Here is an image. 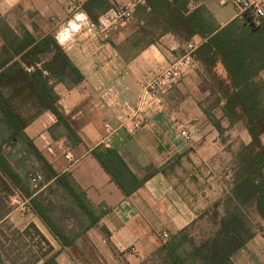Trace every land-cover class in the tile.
I'll list each match as a JSON object with an SVG mask.
<instances>
[{
	"label": "crops",
	"instance_id": "1",
	"mask_svg": "<svg viewBox=\"0 0 264 264\" xmlns=\"http://www.w3.org/2000/svg\"><path fill=\"white\" fill-rule=\"evenodd\" d=\"M86 1L0 0V53L6 27L19 38L25 31L36 40L52 35L84 76L80 82L63 74L51 77L49 65L55 62V52L39 57L37 67L49 77L57 107L75 136L51 111L36 115L35 105L19 97L23 101L17 105L23 109L25 122L30 121L24 128L25 137L58 175L69 174L89 203L103 214L98 224L85 228L86 223L55 181L45 180V169L28 144L12 140L9 144L17 151L16 156L23 153L38 163L34 175L19 172L2 148L31 198L42 196L43 189L56 188L68 203L67 208L76 211L80 224L79 231L61 232L56 227L68 242L55 238L31 207V198L14 189L13 200L19 205L0 218V235L9 226L8 230L16 232L18 244L27 246L24 240L29 227H35L47 245L30 264H140L144 256L157 254L161 248L157 236L168 233L172 238L200 215L195 202H221L230 193L238 153L252 142L243 121L231 122L224 115L220 104L224 100L213 73L196 55L197 69L174 84L166 97L169 114L146 106L138 111L136 119L132 115L139 108L143 85L180 57L187 44L194 43L198 49L205 42L203 34H208L203 29L212 27L217 32L233 22L242 23L234 4L224 0H107L103 7L91 8L99 17L118 5L134 3L135 8L130 21L101 32L98 22L84 9ZM178 14L191 15L203 33L187 37L176 21ZM216 71L226 79L221 64ZM256 79L264 82V69ZM212 120L220 124L222 132ZM135 121L143 126L135 129ZM175 122L189 125V141L181 137ZM261 140L264 145V135ZM108 151H115L125 164L115 168L116 176L103 167L98 157ZM38 173L42 182H33ZM118 180L132 189L131 194L125 193ZM211 188L221 190L217 200H210ZM83 238H88L99 252L101 263L95 259L83 262L72 255L71 250ZM257 238L255 235L232 256L235 264H264L261 253H256L260 256L258 262L252 259L250 243ZM34 245H39L38 251L43 246L39 242ZM132 247L137 252H129Z\"/></svg>",
	"mask_w": 264,
	"mask_h": 264
},
{
	"label": "trees",
	"instance_id": "2",
	"mask_svg": "<svg viewBox=\"0 0 264 264\" xmlns=\"http://www.w3.org/2000/svg\"><path fill=\"white\" fill-rule=\"evenodd\" d=\"M106 1L87 0L84 4L85 11L94 22H98L99 16L91 8L103 7ZM176 21L186 32L187 37L194 36L197 32L203 33L197 29L198 26L191 15L178 14ZM203 30L208 31V34H203L205 42L196 50V58L213 73L219 94L224 100V115L231 122L243 121L252 142L239 151L233 186L224 202L218 203L224 207V217L215 237L197 245L185 234V230L179 232L157 251L163 264H235L232 256L255 236L247 219V211L253 209L264 221V145L261 140L264 135V82L256 79L264 69V19L239 24L233 22L217 32L213 31L212 27ZM4 33L2 37L5 45L0 53V184L10 192V195H13L16 189L22 196L32 197L2 152L3 146L14 139L28 144L31 151L36 154L40 166L45 169H43L46 173L45 180L55 181L73 210H76L86 223L85 228H90L99 223L103 214L89 203L69 174L58 175L25 137L24 128L30 121L25 122L23 109L17 105V102L23 101L19 100V97L26 100L23 102L29 101L28 103L35 105L36 115L45 110L51 111L71 135L75 136L57 107V97L52 85L48 83L49 77L43 75L37 67L40 63L39 57L55 52L53 60L55 62L53 66L49 65L51 77L63 74L80 82L84 80V76L67 58L52 35L36 40L25 31L23 37L19 38L7 27ZM16 57L19 58L15 59ZM57 57L63 58V61H58ZM218 64L223 66L226 79L217 74ZM31 67L34 69L28 71ZM46 67L48 68L47 65ZM212 122L216 129L222 132L220 124L215 120ZM79 141L76 138V142ZM98 157L103 167L113 176H116L115 168L125 167L115 151H108L106 155ZM117 182L125 193L131 194L132 189L127 188L120 180ZM31 207L50 228L55 238L68 242L50 221L48 215L50 209L41 196L31 198ZM8 211L1 212L0 218ZM29 228L34 231V235L40 241L39 244L47 245V241L35 227ZM43 249L45 248L41 247L39 253H43ZM3 263L0 256V264Z\"/></svg>",
	"mask_w": 264,
	"mask_h": 264
},
{
	"label": "rangeland",
	"instance_id": "3",
	"mask_svg": "<svg viewBox=\"0 0 264 264\" xmlns=\"http://www.w3.org/2000/svg\"><path fill=\"white\" fill-rule=\"evenodd\" d=\"M14 147L17 148V145H14ZM3 149L14 169L19 172L27 171L34 175L35 167H38L36 159H31L23 153H19V156H16L17 151H15L13 145L9 143H7ZM226 182L229 184L230 180L227 179ZM42 191L43 194L41 199H43L45 204L49 207L50 210H48V214L55 227L61 232L74 231L75 228L79 231L80 224L76 217L77 213L76 211L67 208L68 203L64 200L59 191L56 188L43 189ZM219 193L221 194V190L219 191L217 188L209 189L210 200H217ZM13 199L14 196L10 195V192L0 184V213L16 208L19 205L14 202ZM224 200L225 198L217 203H207L205 201H200L199 203L195 202L194 207L200 215H198V217L187 228H185V234L197 245L215 237L220 228L221 220L224 217V207L222 204L218 205V203H223ZM247 219L251 230L255 235L259 236L256 241L250 243L251 247H253V250L251 251V253H253L252 259L255 258V261L258 262L260 256H257L256 253H261L262 257L264 256V221L259 218L253 209L247 211ZM8 228L9 226H7V229L5 228L6 231L2 232V235H0V256L3 262L5 261L3 264H30L34 260L33 258L39 254V245H34L35 243L40 242L39 239L34 235L33 230H29V235H26V239L24 240V242L27 243V246L25 243V246L19 245L16 232L8 230ZM170 238L171 236H169V239ZM87 239L83 238L78 240V244L71 250L72 255L77 260H83V262L84 259L90 262L94 259L99 261V252L92 244H90V241H87ZM157 243L160 246L164 245L163 240L158 236ZM40 246L46 249L44 244L40 243ZM45 249H43V251ZM128 251L135 253L133 247L129 248ZM140 264H163V262L156 253H150L144 256V259Z\"/></svg>",
	"mask_w": 264,
	"mask_h": 264
},
{
	"label": "built area",
	"instance_id": "4",
	"mask_svg": "<svg viewBox=\"0 0 264 264\" xmlns=\"http://www.w3.org/2000/svg\"><path fill=\"white\" fill-rule=\"evenodd\" d=\"M143 2L144 0H139ZM234 4L238 8V18L242 22L252 21L259 22L264 19V0H224ZM135 4H124L113 7L106 11L98 19V27L101 32L121 25L130 21L133 18ZM71 9H75L74 5ZM197 46L194 43L187 44L184 53L173 60L160 73L143 85L139 97V108L132 115L136 119L138 111L148 106L158 112L164 114L170 113V106L166 102V97L172 89L173 85L190 75L191 72L197 69V61L195 58ZM224 105L222 101L220 103ZM176 129L179 131L181 137L186 141L191 139V133L189 125L184 123L175 122ZM143 124L140 121H135L133 127L135 129L140 128ZM109 129L108 125H105ZM42 180L41 174L34 176L33 182H39ZM161 238L164 243L167 242L168 233H162ZM133 250L137 252V249L133 247Z\"/></svg>",
	"mask_w": 264,
	"mask_h": 264
}]
</instances>
